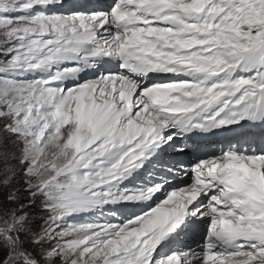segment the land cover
I'll list each match as a JSON object with an SVG mask.
<instances>
[{
	"label": "snow or ice",
	"instance_id": "6c2138e0",
	"mask_svg": "<svg viewBox=\"0 0 264 264\" xmlns=\"http://www.w3.org/2000/svg\"><path fill=\"white\" fill-rule=\"evenodd\" d=\"M0 264H264V0H0Z\"/></svg>",
	"mask_w": 264,
	"mask_h": 264
}]
</instances>
